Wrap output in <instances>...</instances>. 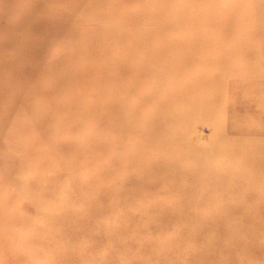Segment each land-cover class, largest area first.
<instances>
[{
  "label": "rangeland",
  "instance_id": "374dc122",
  "mask_svg": "<svg viewBox=\"0 0 264 264\" xmlns=\"http://www.w3.org/2000/svg\"><path fill=\"white\" fill-rule=\"evenodd\" d=\"M0 264H264V0H0Z\"/></svg>",
  "mask_w": 264,
  "mask_h": 264
},
{
  "label": "bare ground",
  "instance_id": "6f19581e",
  "mask_svg": "<svg viewBox=\"0 0 264 264\" xmlns=\"http://www.w3.org/2000/svg\"><path fill=\"white\" fill-rule=\"evenodd\" d=\"M169 164H170V162H169ZM73 179V178H72Z\"/></svg>",
  "mask_w": 264,
  "mask_h": 264
}]
</instances>
